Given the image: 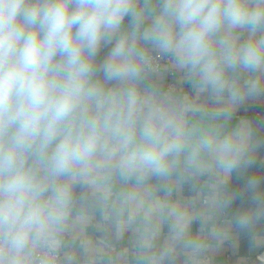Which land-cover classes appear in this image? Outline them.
<instances>
[{"label":"clouds","instance_id":"obj_1","mask_svg":"<svg viewBox=\"0 0 264 264\" xmlns=\"http://www.w3.org/2000/svg\"><path fill=\"white\" fill-rule=\"evenodd\" d=\"M170 72L206 103L165 93ZM261 98L264 0H0V264H74L64 250L88 210L118 233L131 208L170 221L171 239L200 253L199 217L156 195L200 177L222 178L217 212L247 200L232 223L253 230L264 176L232 193L227 180L254 166L264 138L228 122Z\"/></svg>","mask_w":264,"mask_h":264},{"label":"crops","instance_id":"obj_2","mask_svg":"<svg viewBox=\"0 0 264 264\" xmlns=\"http://www.w3.org/2000/svg\"><path fill=\"white\" fill-rule=\"evenodd\" d=\"M166 63L167 61L163 64ZM169 81L175 84L174 91H165V85ZM160 86L165 93H171L173 96H188L189 101L194 104L206 103L205 97L197 98L191 92L190 86L183 81L180 74L170 72L166 79L160 82ZM256 115L264 117V98L250 100L245 108L234 111L228 126L231 127L242 120L252 122ZM200 119L199 116H189V120L193 122ZM262 132L264 134V126ZM221 182L222 178L218 177H200L182 184H174L170 195H166L164 191L156 193L159 199L175 203L199 217L193 220L190 235L208 245L200 253L193 254L184 248L183 242L171 239L170 221L154 220L148 223L144 220L143 213L136 208L125 212V222L119 233L112 215H101L98 211L88 210L84 223L71 231L68 237L69 245L65 251L73 254L74 264H249L248 257L264 247L263 238L257 237L253 245L241 252L231 220L225 211L217 212L211 206L210 185ZM156 183L155 180L150 182L151 185ZM129 216L133 217L131 222H128ZM204 221L207 224L202 229L201 224ZM213 226L220 230L216 237L210 235ZM152 232H155L154 236L151 235ZM166 248L173 251L161 258V253Z\"/></svg>","mask_w":264,"mask_h":264},{"label":"trees","instance_id":"obj_3","mask_svg":"<svg viewBox=\"0 0 264 264\" xmlns=\"http://www.w3.org/2000/svg\"><path fill=\"white\" fill-rule=\"evenodd\" d=\"M252 123L257 127L259 136L261 138H264V134L262 132L263 126H264V117L262 116L254 117L252 118ZM252 174L264 176V146L260 147L257 150L256 163L254 164L252 168L246 170V172L244 173V176L238 177L236 175H233L232 177H230L229 181L227 182V188H228L229 193L241 191L245 183V178ZM203 178L213 179V177L212 178L203 177ZM248 206L249 204L247 200L237 199L234 201V203L229 209H226L224 211H225L226 216L232 222L233 213L241 207H248ZM235 231L237 233V238L240 243V247H241L240 250L241 252H245L248 247L254 244L257 237L264 235V221H261L260 223H258L254 227V229L251 231L241 232L237 230L236 228H235Z\"/></svg>","mask_w":264,"mask_h":264},{"label":"built area","instance_id":"obj_4","mask_svg":"<svg viewBox=\"0 0 264 264\" xmlns=\"http://www.w3.org/2000/svg\"><path fill=\"white\" fill-rule=\"evenodd\" d=\"M165 61H162L161 63H164ZM176 89L175 84L171 81H169L166 85H165V91L167 92H171L174 91ZM256 117H259V115H256ZM263 241H264V235H262ZM64 252L70 254L73 256L72 253L65 251ZM64 252L61 253V261L63 260L64 257ZM249 260V264H264V247L257 252L255 255L248 257Z\"/></svg>","mask_w":264,"mask_h":264}]
</instances>
